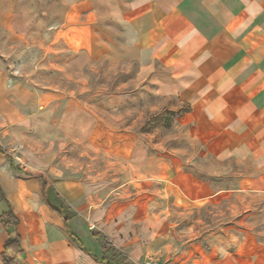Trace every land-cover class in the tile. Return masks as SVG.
Returning a JSON list of instances; mask_svg holds the SVG:
<instances>
[{
	"label": "clouds",
	"instance_id": "1",
	"mask_svg": "<svg viewBox=\"0 0 264 264\" xmlns=\"http://www.w3.org/2000/svg\"><path fill=\"white\" fill-rule=\"evenodd\" d=\"M252 2L260 8L256 16L244 19L229 13L223 25L230 38H238L236 48L246 53L231 67L213 62L209 38L199 28L184 26L171 31L161 21L143 38L144 47L151 49V58L141 67L138 78L132 80L135 86L139 87L148 79L159 61V66L171 72L182 87L196 90L189 101L196 111L176 123L173 130L159 140L156 139L158 132L143 133L139 129L144 125L145 112H156L162 105L146 106L127 124L126 132L138 133L139 139L146 141L143 154L133 156L136 139L115 147L109 143L106 150L100 151L91 143H83V139L65 136L57 137L56 150L50 147L48 155L35 163L24 165L21 161L24 171L16 174L20 179L12 177L10 184L0 186V210L11 205L20 218V246L28 255L27 264H113V261L115 264H137L136 250L151 246L153 242L161 245L168 241L171 250L175 238L170 239V235L162 233H170L181 218L199 208L191 201L183 211L178 203L154 207L149 201L156 197L167 201L168 196L174 195L177 200L182 197L187 200L171 180L166 181V189L159 188L153 182L154 174L172 177L175 167L177 179L184 182L191 193L193 185L187 182L188 174L183 172V165H191L209 177L264 172V126L250 127L254 120L264 121V110L253 103V97L264 93V0ZM127 6L133 10L141 7L135 0ZM147 11L150 9H143L136 15L142 16ZM114 63L115 66L108 69L113 74L132 67L131 63ZM185 76L193 79H181ZM157 91H165L170 96L177 89L162 85ZM233 94L239 95L238 104L231 103ZM209 101L222 105L219 116L208 113ZM249 104L251 112L243 114L242 109ZM131 114L125 112L119 117L117 127L125 125ZM197 123L202 127H196ZM190 124L192 128L188 127ZM82 131L87 134V126ZM210 132L223 133L233 142H217L218 149H214L212 158L208 159V146L215 138ZM181 135L187 138V145L169 147V142ZM70 139L73 147L82 145L78 155L57 160ZM158 153H169L171 159H158ZM99 160L104 163L97 167ZM2 171L11 175L7 169ZM196 187V194H202L203 189ZM210 207L213 209L212 227L230 218L225 216L229 211L227 200L212 202ZM181 236L177 231L175 237Z\"/></svg>",
	"mask_w": 264,
	"mask_h": 264
},
{
	"label": "rangeland",
	"instance_id": "2",
	"mask_svg": "<svg viewBox=\"0 0 264 264\" xmlns=\"http://www.w3.org/2000/svg\"><path fill=\"white\" fill-rule=\"evenodd\" d=\"M29 1L31 0H13L14 7L19 9ZM33 1L37 2L39 9V23L29 30V34H12L0 24V66L6 72L8 80L12 81L14 91L11 96L16 97L21 103L19 107L25 110L30 108V105L25 106V102L21 99H34V108L49 111L51 126L58 131L65 129V136L73 140L78 128L80 130L87 126V134L82 131L83 143H91L100 151L106 150L105 147L109 143L115 147L136 139L134 157L144 153L146 141L139 139L138 133L126 132L124 128L139 115L140 110H144L146 106L162 105L156 112H145L144 125L139 129V132L143 133L158 132L157 140L171 132L174 125L181 121L182 111L187 108L185 104L176 98L158 95L147 81L139 87L132 83V80L138 78V64L135 60L105 56L101 52L74 55L63 44L52 43L47 39V34L54 30V20L46 9L47 4L71 0ZM101 29L109 32L113 38H120L122 35L119 27L116 29L108 22L102 23ZM105 34L99 33V36L105 38ZM116 61L131 63L132 67L128 71L118 70L113 74L108 69L113 68ZM106 85L107 90H105ZM65 110L71 111L73 119L69 118L71 120L61 125V116ZM125 112L132 114L127 118L125 125L117 127L120 124L119 117ZM74 113L76 115H73ZM109 124L112 126L109 127ZM188 127L190 128V125ZM65 136L59 134L57 137ZM72 139L59 153L57 160L61 157L78 155L82 145L73 147ZM54 141L50 143L53 151L59 145V140ZM187 143V138L181 135L170 141L169 147L181 148ZM148 151L155 150L148 149ZM157 156L171 159L169 153H158ZM201 156L203 157V152ZM206 158H212L211 154ZM103 163V160L97 161V167L102 166ZM183 170L189 172L186 174H188L187 182L193 185L191 193L185 188L184 182L177 179L178 174L171 179V182L184 194V197H187V200L183 197L177 200L174 195H170L167 201L156 197L149 203L154 207L178 203L181 205L180 210L183 211L184 206L191 201L199 208L193 209L187 216L181 218L170 233H162L170 235V239L175 238L171 250L168 241H163L161 245L153 242L149 246L151 252L148 258L156 259L160 264H264V200L258 197L230 195L225 199L229 206L225 216L230 218L219 221L218 227H212L210 217L213 209L210 205L212 202L224 200L221 197L203 199L204 187L230 188L233 174L209 177L191 165H183ZM172 171H175V167ZM202 175L207 179L204 183ZM166 181L169 180L164 176L159 179L154 178L153 182L159 188L166 189L168 187ZM196 186L203 189L202 194H196ZM220 210L223 211V207ZM206 216L209 218L206 219ZM177 231L182 233L181 237H175ZM142 262L143 259L138 264Z\"/></svg>",
	"mask_w": 264,
	"mask_h": 264
},
{
	"label": "crops",
	"instance_id": "3",
	"mask_svg": "<svg viewBox=\"0 0 264 264\" xmlns=\"http://www.w3.org/2000/svg\"><path fill=\"white\" fill-rule=\"evenodd\" d=\"M132 2L133 0H71L48 3L46 9L54 20V30L47 34V39L52 43L63 44L74 55L101 52L105 56L135 60L138 64L137 76H139L141 67L147 65L151 58V49L144 47L143 38L150 35L152 28L163 21L171 31L184 26L199 28L209 38L210 47L214 52L213 62L223 63L227 68L238 64L246 53L243 49L236 48L238 38H230V34L225 31L223 25L226 16L231 13L247 19L249 16H256L260 11L259 6L252 0H135L141 5L136 10L127 6ZM143 9H150V11L137 16L136 13ZM38 11L37 2L33 0L19 9H15L13 0H0V24L9 29L12 34L25 33L27 35L29 30L39 23ZM104 22L112 24L116 29L119 27L122 33L120 38H113L109 32H104L101 29V24ZM98 32L101 35L106 33L105 38L100 37ZM181 79L192 80L193 77L185 76ZM145 81L154 87L158 95L176 98L187 106V110L180 117L181 120L189 113L196 111L189 102L196 95L195 88L182 87L179 80L172 77L171 72L159 66V61L156 62L154 70ZM152 81H159V83ZM162 85L168 89L175 88L177 91L170 96L166 95L165 91L158 92L157 90L161 89ZM12 91H14L12 81L8 80L6 72L0 66V149L5 151V153L0 152V186L10 184L12 177L20 179L16 176L17 173L23 172L19 166L24 168V165L35 163L47 156L48 149L52 148L51 141H54L59 134L65 136L66 133L65 129L58 131L51 126L49 111L34 108V99H21L25 102V106L30 105V108L25 110L19 107L21 103L16 97L11 96ZM239 102V95L233 94L231 103L235 105ZM253 103L258 109L264 110V93L253 97ZM206 107L209 114L215 116L221 114L222 105L217 102L209 101ZM251 108V104L246 105L242 113L248 114ZM70 112L68 110L63 112L61 125L73 119ZM257 124L264 126V121L254 120L250 127H255ZM192 127L193 125L190 124V128ZM196 127H202V125L197 123ZM210 135L215 138L209 143V155L214 149H218V143L233 142L227 135L220 132H210ZM81 137L82 129L78 128L73 138L81 139ZM16 157H19L20 161L16 160ZM144 164L147 167L148 161L145 160ZM152 167L155 168V163ZM4 169H7L11 175L5 174L2 171ZM183 172L189 173L184 170ZM172 173V177L159 173L154 174V178L159 179L165 176L171 180L177 176L176 171ZM206 180L205 177L202 182ZM204 190L203 199L208 200L218 197L225 200L230 195L258 197L264 200V172L256 175H233L232 187L209 189V186H205ZM4 203L7 204V201L5 200ZM8 210L15 214L11 205L0 210V262L2 264V251L8 234L1 223V216ZM15 216L17 217L16 230L19 235V247L23 251L24 264H27L28 255L20 246L22 223L16 214ZM150 252L149 246L137 249L135 253L137 264L142 259L144 262Z\"/></svg>",
	"mask_w": 264,
	"mask_h": 264
},
{
	"label": "trees",
	"instance_id": "4",
	"mask_svg": "<svg viewBox=\"0 0 264 264\" xmlns=\"http://www.w3.org/2000/svg\"><path fill=\"white\" fill-rule=\"evenodd\" d=\"M186 110L187 108L182 113ZM0 152L5 153L2 149H0ZM20 168L24 171L23 167L19 166ZM1 218V223L8 234L2 251L3 264H24L23 251L19 247V235L16 230L17 217L11 210H8L2 214ZM113 264H115V261H113Z\"/></svg>",
	"mask_w": 264,
	"mask_h": 264
},
{
	"label": "built area",
	"instance_id": "5",
	"mask_svg": "<svg viewBox=\"0 0 264 264\" xmlns=\"http://www.w3.org/2000/svg\"><path fill=\"white\" fill-rule=\"evenodd\" d=\"M142 264H160V263L156 259L148 258L144 262H142Z\"/></svg>",
	"mask_w": 264,
	"mask_h": 264
}]
</instances>
